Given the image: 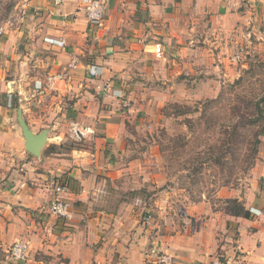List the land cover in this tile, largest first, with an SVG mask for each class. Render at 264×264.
Returning <instances> with one entry per match:
<instances>
[{"label": "crops", "instance_id": "crops-1", "mask_svg": "<svg viewBox=\"0 0 264 264\" xmlns=\"http://www.w3.org/2000/svg\"><path fill=\"white\" fill-rule=\"evenodd\" d=\"M36 2L40 17L28 31H10L0 54L28 65L34 81L66 73L51 88L17 90L27 101L22 111L30 129L48 130L38 157L25 151L16 115L0 105V264H156L147 255L152 245L173 254L175 264H213L236 251L246 264H264V149L245 198L233 191L227 196L258 211L248 218L205 200L152 193L148 199L158 216L150 212L146 223L140 215L153 209L150 202L146 210L139 195L113 199L114 189H154L164 182L157 165L126 145L127 123L148 130L163 125L168 118L161 107L180 103L196 81L208 78L196 75L202 60L215 54L226 60L224 47L247 40L249 30L263 38L264 0H109L97 40L83 0ZM47 37L63 38L65 46L51 45ZM155 42L163 54L152 52ZM90 66L97 75L89 76ZM105 81L121 91L125 104L101 93ZM2 83L0 92L12 98L19 80ZM72 122L93 132L75 141L66 127ZM148 156L156 161L158 154ZM58 184L66 186L60 194L53 189ZM57 195L69 203V217L48 210ZM15 241L28 242L25 260L10 256Z\"/></svg>", "mask_w": 264, "mask_h": 264}, {"label": "rangeland", "instance_id": "rangeland-1", "mask_svg": "<svg viewBox=\"0 0 264 264\" xmlns=\"http://www.w3.org/2000/svg\"><path fill=\"white\" fill-rule=\"evenodd\" d=\"M36 1L0 0V43L10 31L24 27L28 31V25L36 22L40 17L38 11L41 12ZM259 31L264 35V27ZM25 33L20 42L26 40ZM16 43L15 51L19 50ZM239 49L242 56L234 61L232 56ZM222 56L226 60L220 61L216 54L207 62L202 60L203 68H198L196 75L202 72L208 78L196 81L199 84L195 91L180 103L168 102L161 107L160 115L168 118L166 123L155 125L151 130L127 123L126 130L131 137L125 140L126 145L142 160H151L152 165H157L164 182L154 189L143 186L134 190L114 189L117 198L113 199L128 201L139 195L146 203L140 204L142 209L147 210L150 202L153 209L148 212L156 217L159 209L148 199L152 193L181 200H205L211 208L225 212L230 205L227 198H245L252 183V168L264 149V101H259L264 96V36L258 38L249 30L247 40L230 43L224 47ZM14 60L0 54V86L6 79L19 80L10 93L13 98L10 105L11 96L0 92V105L10 109L11 115H16L17 107L25 111L27 101L19 100L17 90L34 88L28 65L16 66ZM258 102L262 113L256 105ZM152 150L158 154L156 161L148 156ZM144 152L146 155L142 157ZM229 191L238 197H227ZM145 213L143 209L140 216Z\"/></svg>", "mask_w": 264, "mask_h": 264}, {"label": "built area", "instance_id": "built-area-1", "mask_svg": "<svg viewBox=\"0 0 264 264\" xmlns=\"http://www.w3.org/2000/svg\"><path fill=\"white\" fill-rule=\"evenodd\" d=\"M109 0H83V10L85 13V17L87 19L88 27L93 29V39L97 40L100 34V30L104 26V21L106 17V10H107V4ZM242 1V0H239ZM2 29L0 28V34ZM46 42H48L51 45L64 47L65 46V39L63 38H52L47 37L44 38ZM247 50L246 52L249 53V46H246ZM163 46L159 42H155L152 44V52L156 55L163 54ZM242 56V52L237 50L235 54L232 56L234 61H237ZM75 63V61H72ZM69 66L72 65L68 64ZM99 71L95 69L94 66H90L88 69V74L90 77H93L98 74ZM65 71L63 73H56L52 76H47L45 81L41 80H35L34 81V89L38 90L42 86L46 88H51L52 84L56 80L63 79L65 76ZM101 93L105 97H110L115 100H119L123 104H125L124 95L119 90H113L111 89V86L109 82L105 81L101 88ZM9 97L8 103L10 105ZM93 130L88 126H82L78 124L77 122H72L70 125V135L74 140L80 141L84 139L88 134L92 133ZM54 191L57 194H60L61 192L66 190V186L64 184L55 185L53 186ZM48 210L57 217H69L70 214V205L69 203L57 195L54 197V199L50 202L48 206ZM250 213L257 214L258 211L256 209L250 208ZM151 219V213L146 211V213L143 215L142 220L144 222H149ZM8 252L10 256L15 260H25L28 257L29 254V244L25 241H15L13 242L9 248ZM147 255L156 263V264H175V258L173 254L164 251L162 249H159L157 246H151L147 252ZM203 264V263H200ZM213 264H246L245 257L241 252H234L232 255L224 258L220 261H214Z\"/></svg>", "mask_w": 264, "mask_h": 264}, {"label": "water", "instance_id": "water-1", "mask_svg": "<svg viewBox=\"0 0 264 264\" xmlns=\"http://www.w3.org/2000/svg\"><path fill=\"white\" fill-rule=\"evenodd\" d=\"M15 118L21 129L25 151L35 157H38L40 155L41 149L47 142L48 130L42 129L39 132H33L23 118V111L21 107L16 108Z\"/></svg>", "mask_w": 264, "mask_h": 264}, {"label": "trees", "instance_id": "trees-1", "mask_svg": "<svg viewBox=\"0 0 264 264\" xmlns=\"http://www.w3.org/2000/svg\"><path fill=\"white\" fill-rule=\"evenodd\" d=\"M5 95V93H3ZM12 100V98H11ZM260 102L264 101V96L259 99ZM256 103L257 107L259 106V103ZM260 110V113H262V108L258 107ZM227 203H230L228 207H226V213L236 215V216H242L245 218L249 217V210L245 208L244 204L238 200L237 198H227Z\"/></svg>", "mask_w": 264, "mask_h": 264}]
</instances>
